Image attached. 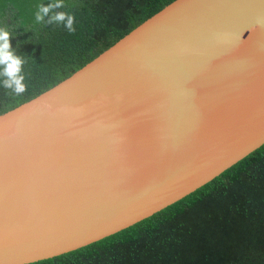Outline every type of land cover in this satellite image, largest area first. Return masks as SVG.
<instances>
[{"label":"water","instance_id":"water-1","mask_svg":"<svg viewBox=\"0 0 264 264\" xmlns=\"http://www.w3.org/2000/svg\"><path fill=\"white\" fill-rule=\"evenodd\" d=\"M264 144V0H172L0 113V264L183 199Z\"/></svg>","mask_w":264,"mask_h":264},{"label":"trees","instance_id":"trees-1","mask_svg":"<svg viewBox=\"0 0 264 264\" xmlns=\"http://www.w3.org/2000/svg\"><path fill=\"white\" fill-rule=\"evenodd\" d=\"M18 0L10 44L24 60L27 89L0 76V113L63 80L172 0H63L37 23L39 5ZM8 2L0 3V21ZM74 17L73 31L49 23ZM31 264H264V144L193 193L97 242Z\"/></svg>","mask_w":264,"mask_h":264},{"label":"clouds","instance_id":"clouds-1","mask_svg":"<svg viewBox=\"0 0 264 264\" xmlns=\"http://www.w3.org/2000/svg\"><path fill=\"white\" fill-rule=\"evenodd\" d=\"M64 7L63 0H54L53 3L39 5L35 15V20L40 23L44 16L48 15L52 9ZM49 23L63 22L69 31H73L74 17L64 12H56L48 21ZM10 32L6 27H0V76L5 77L3 87L12 89L17 95L26 91L24 83L25 77L22 75L24 60L17 56L10 44Z\"/></svg>","mask_w":264,"mask_h":264},{"label":"rangeland","instance_id":"rangeland-1","mask_svg":"<svg viewBox=\"0 0 264 264\" xmlns=\"http://www.w3.org/2000/svg\"><path fill=\"white\" fill-rule=\"evenodd\" d=\"M2 0H0V3H1ZM6 2H8V11L7 12V17H4L3 20L0 21V27H6V29L10 32V34H13V30L14 28L12 27H15V21L13 16H12V13L11 11H14V10H18L20 7L17 6V1L18 0H5ZM21 1V0H20ZM27 2H33L34 3V0H27Z\"/></svg>","mask_w":264,"mask_h":264}]
</instances>
